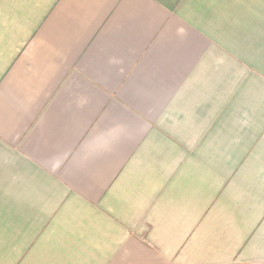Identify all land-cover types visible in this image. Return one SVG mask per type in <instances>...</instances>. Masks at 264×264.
Wrapping results in <instances>:
<instances>
[{"label":"crops","instance_id":"1","mask_svg":"<svg viewBox=\"0 0 264 264\" xmlns=\"http://www.w3.org/2000/svg\"><path fill=\"white\" fill-rule=\"evenodd\" d=\"M0 264H264V0H0Z\"/></svg>","mask_w":264,"mask_h":264}]
</instances>
